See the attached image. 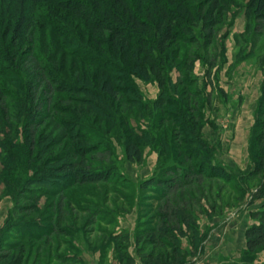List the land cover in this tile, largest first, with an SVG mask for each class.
I'll use <instances>...</instances> for the list:
<instances>
[{
	"label": "trees",
	"instance_id": "trees-1",
	"mask_svg": "<svg viewBox=\"0 0 264 264\" xmlns=\"http://www.w3.org/2000/svg\"><path fill=\"white\" fill-rule=\"evenodd\" d=\"M231 4V0H0V189L18 201L26 185L42 184L56 174L70 177L72 184L108 181L110 172L93 169L88 155L101 147L110 153V148L96 143H106L116 130L124 139L129 163L143 164L144 147L152 144L160 157L172 156L182 165L194 163L193 170L187 166L181 174L184 180L192 173L212 177L215 170L222 171L221 166L207 171L213 153L202 135V104L190 100V96L201 100L199 92L190 95L186 90L191 86L189 78L172 87L170 71L182 45L200 49L201 39L205 46L213 43ZM247 8L264 21V0H249ZM261 65L264 71V53ZM191 66L188 73L194 69ZM132 76L157 82L160 95L155 103L143 102L131 86ZM185 81L187 86L178 91ZM170 88L182 103L170 102ZM261 93L258 114L264 117V82ZM131 117L146 118L149 130H137ZM170 141L177 142L174 148ZM250 150L254 173L260 175L264 119H256ZM174 180L158 183L170 187ZM255 197L264 200V180ZM12 212L0 234V264H30L33 255L42 256V251L44 263L55 264L60 244L54 229L21 222L6 231L7 236L16 232L20 243L4 241ZM172 216L194 228L197 236L184 209L166 211L157 229L136 236L137 246L143 239L156 247L168 240L161 251L145 252L139 247L142 264H191L188 250L180 245L183 234L174 235L180 229L170 224ZM252 219L245 234L249 255L264 252V208L254 212ZM111 240L120 251L121 242L130 244L131 237L123 233ZM125 257L134 264L133 256Z\"/></svg>",
	"mask_w": 264,
	"mask_h": 264
},
{
	"label": "rangeland",
	"instance_id": "rangeland-1",
	"mask_svg": "<svg viewBox=\"0 0 264 264\" xmlns=\"http://www.w3.org/2000/svg\"><path fill=\"white\" fill-rule=\"evenodd\" d=\"M231 1L230 12L216 29L213 43L205 46L201 39L200 49L182 45L176 65L170 71L172 87L189 78L191 86L185 81L178 91L187 86L190 95L193 91L199 92L201 100L194 101L195 97L189 96L192 102L202 104V135L213 153L207 171L211 172L215 166L223 170H215L212 177L192 173L184 180L181 174L187 166L193 170L194 163L182 165L172 156L169 160L160 157L152 144L144 147L143 164L129 163L124 156V139L116 130L108 135L106 143L92 141L97 142L96 146H107L110 153L101 147L99 152L88 155L93 169L110 172L108 181L72 184L70 177L56 174L54 179L45 178L42 184L26 185L18 201L4 188L0 189V234L13 211L10 224L3 232L7 244L20 243L16 232L7 236L10 225L24 222L35 228L39 224L41 228L56 232L53 236L57 235L60 256H54L55 264H129L126 255L134 257V264H142L137 255L139 247L145 252L161 251L168 240L156 247L143 239L137 246V234L157 229L166 211L184 209L193 219L197 236L194 228L181 225L174 216L170 224L180 229L175 236L183 234L179 240L181 248L188 250V263L264 264V252L245 253V234L253 224V213L264 208V200L255 197L259 183L264 180V169L257 175L250 160L253 127L256 119H264L262 113L258 114L264 82L261 65L264 21L250 13L249 0ZM189 66L194 69L188 73ZM131 86L141 94L144 103L152 105L159 98L155 81L144 82L132 76ZM168 92L170 102L182 103L181 96L176 95L173 88ZM167 108L175 111L172 106ZM137 118L139 121L131 117V124L147 132L148 120ZM171 143L172 148L177 144ZM33 177L30 173V178ZM168 180H174L170 187L158 183ZM68 185L71 186L67 189ZM57 189L59 191H55ZM123 233L129 234L131 242H121L119 251L111 236ZM195 237H198V247L193 246ZM42 253L41 261L37 262L39 257L35 251L37 258L33 255L30 264H45L43 255L46 252Z\"/></svg>",
	"mask_w": 264,
	"mask_h": 264
}]
</instances>
